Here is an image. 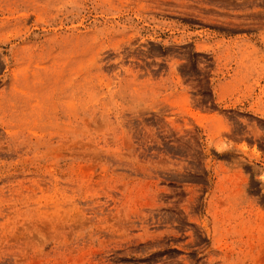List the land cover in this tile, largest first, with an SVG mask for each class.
Returning <instances> with one entry per match:
<instances>
[{
  "label": "rangeland",
  "instance_id": "374dc122",
  "mask_svg": "<svg viewBox=\"0 0 264 264\" xmlns=\"http://www.w3.org/2000/svg\"><path fill=\"white\" fill-rule=\"evenodd\" d=\"M0 264H264V0H0Z\"/></svg>",
  "mask_w": 264,
  "mask_h": 264
}]
</instances>
